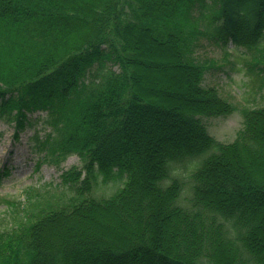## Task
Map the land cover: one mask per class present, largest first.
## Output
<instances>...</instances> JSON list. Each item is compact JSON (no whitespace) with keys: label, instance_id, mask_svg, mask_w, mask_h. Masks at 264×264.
<instances>
[{"label":"trees","instance_id":"16d2710c","mask_svg":"<svg viewBox=\"0 0 264 264\" xmlns=\"http://www.w3.org/2000/svg\"><path fill=\"white\" fill-rule=\"evenodd\" d=\"M205 38L264 74V0H0V117L18 137L38 113L43 160L82 162L8 200L0 264H264V106L233 141L210 133L236 106L204 83ZM153 57L174 83H145Z\"/></svg>","mask_w":264,"mask_h":264},{"label":"rangeland","instance_id":"374dc122","mask_svg":"<svg viewBox=\"0 0 264 264\" xmlns=\"http://www.w3.org/2000/svg\"><path fill=\"white\" fill-rule=\"evenodd\" d=\"M203 46L197 54L200 59H213L215 66L204 76L207 86H216L225 98L233 102L236 110L223 116L204 117L212 135L221 141H233L244 128V111L247 108L264 106V74H258L245 63L244 49L236 48L231 42L226 46L219 41L203 39ZM153 64L146 68L149 87H161L172 81L170 74L177 72L163 57H153ZM174 85V84H173ZM175 86V85H174ZM176 87V86H175ZM31 124L17 133L13 123L0 117V229L12 228L20 221L18 213L8 208V200L25 201L29 186L39 187L50 182L61 183V170L82 166L78 155H70L60 166L43 160L35 146L34 136L44 134V121L37 114L31 115ZM37 132V133H36ZM176 172L187 178L185 197L189 195V175L193 164L188 161L177 164ZM126 174L116 171L110 177L99 174L93 184L92 193L96 196H110L124 185ZM18 209V206H14ZM22 209V208H21Z\"/></svg>","mask_w":264,"mask_h":264},{"label":"clouds","instance_id":"9594fccd","mask_svg":"<svg viewBox=\"0 0 264 264\" xmlns=\"http://www.w3.org/2000/svg\"><path fill=\"white\" fill-rule=\"evenodd\" d=\"M176 173H173V175H175Z\"/></svg>","mask_w":264,"mask_h":264}]
</instances>
